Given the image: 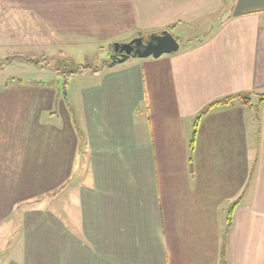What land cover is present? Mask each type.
Instances as JSON below:
<instances>
[{
    "label": "crops",
    "instance_id": "crops-1",
    "mask_svg": "<svg viewBox=\"0 0 264 264\" xmlns=\"http://www.w3.org/2000/svg\"><path fill=\"white\" fill-rule=\"evenodd\" d=\"M166 30L178 52L65 90L0 83V264H264V104L213 109L191 151L207 106L264 95V0H0V64Z\"/></svg>",
    "mask_w": 264,
    "mask_h": 264
},
{
    "label": "rangeland",
    "instance_id": "rangeland-1",
    "mask_svg": "<svg viewBox=\"0 0 264 264\" xmlns=\"http://www.w3.org/2000/svg\"><path fill=\"white\" fill-rule=\"evenodd\" d=\"M180 41L183 42V38ZM38 42V39H33L32 43L34 46L31 47V51H28L27 54L21 53L22 55H15L13 58L15 62H13L12 66L7 68L6 64L9 60H5L4 63L2 62L3 65L1 64L2 66L0 68V83L10 76H17L28 82L41 81L44 83H54L57 81L56 88L62 90L64 89L63 82L66 78V71L85 67L93 69L101 68L104 61H110V58L112 59L109 53V45L107 44L92 47L91 43H89L88 46L82 45L76 49H65L50 57L41 54L45 49L41 48ZM15 44L19 46L18 48L24 45L22 42L20 43L21 45ZM42 44L44 45V42ZM17 51L24 52V50ZM253 97H251V101L254 100L255 102L252 103H256L257 106L260 98ZM54 197L52 196L50 198ZM49 199L47 200L48 202L54 203V199H50V201Z\"/></svg>",
    "mask_w": 264,
    "mask_h": 264
},
{
    "label": "water",
    "instance_id": "water-1",
    "mask_svg": "<svg viewBox=\"0 0 264 264\" xmlns=\"http://www.w3.org/2000/svg\"><path fill=\"white\" fill-rule=\"evenodd\" d=\"M180 48L179 41L169 30L147 36L139 35L127 44H114L112 64L124 63L131 58L159 59L178 52Z\"/></svg>",
    "mask_w": 264,
    "mask_h": 264
},
{
    "label": "trees",
    "instance_id": "trees-1",
    "mask_svg": "<svg viewBox=\"0 0 264 264\" xmlns=\"http://www.w3.org/2000/svg\"><path fill=\"white\" fill-rule=\"evenodd\" d=\"M3 65V64H2ZM0 64V68L2 66ZM86 72H95L97 73L98 72V69H93V68H89V67H85V68H81V69H75V70H69V71H66V78L64 80L65 81H68L70 78L76 76V75H79V74H84ZM64 90H65V83H64ZM251 97H252V94H239V95H235V96H231V97H228V98H225L223 100H220V101H217L215 103H212L210 104L209 106H207L196 118L195 120V125H194V136H193V139L191 141V151H193L194 149V141H195V136H196V131H197V127H198V124L199 122L201 121V119L206 116L210 111H212L213 109L217 108V107H226V106H229L235 102H239L241 103L242 105H245L247 107H252V101H251ZM264 104V95H260V101L257 105V111L262 107V105ZM238 205V202H235L233 204V206L231 207V211H230V218H229V222L231 220V216H232V212L233 210L235 209V207Z\"/></svg>",
    "mask_w": 264,
    "mask_h": 264
}]
</instances>
